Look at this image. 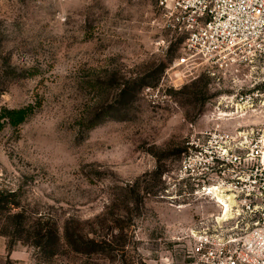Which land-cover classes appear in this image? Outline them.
I'll list each match as a JSON object with an SVG mask.
<instances>
[{"label": "rangeland", "instance_id": "rangeland-1", "mask_svg": "<svg viewBox=\"0 0 264 264\" xmlns=\"http://www.w3.org/2000/svg\"><path fill=\"white\" fill-rule=\"evenodd\" d=\"M183 42L155 0H0V113L30 110L2 118L0 264H208L182 163L262 119L218 108L235 90Z\"/></svg>", "mask_w": 264, "mask_h": 264}, {"label": "built area", "instance_id": "built-area-1", "mask_svg": "<svg viewBox=\"0 0 264 264\" xmlns=\"http://www.w3.org/2000/svg\"><path fill=\"white\" fill-rule=\"evenodd\" d=\"M155 1L184 36L177 64L201 59L235 90L220 96L218 108L262 119L216 128L184 159L182 172L197 176L195 193L216 207L193 224V253L208 264H264V0Z\"/></svg>", "mask_w": 264, "mask_h": 264}, {"label": "trees", "instance_id": "trees-1", "mask_svg": "<svg viewBox=\"0 0 264 264\" xmlns=\"http://www.w3.org/2000/svg\"><path fill=\"white\" fill-rule=\"evenodd\" d=\"M29 111L30 110L28 107L12 108V109L11 108H4L3 112L0 113V130L4 126V122L2 121L3 117H7L8 120L12 124L18 125L25 120V118L29 114ZM10 215H14V214H10ZM16 215H17V213H16ZM16 215H14V216H16Z\"/></svg>", "mask_w": 264, "mask_h": 264}]
</instances>
